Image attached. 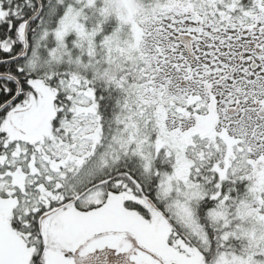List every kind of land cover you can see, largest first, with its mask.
Here are the masks:
<instances>
[{
	"label": "snow or ice",
	"instance_id": "1",
	"mask_svg": "<svg viewBox=\"0 0 264 264\" xmlns=\"http://www.w3.org/2000/svg\"><path fill=\"white\" fill-rule=\"evenodd\" d=\"M0 264H264V0H0Z\"/></svg>",
	"mask_w": 264,
	"mask_h": 264
}]
</instances>
